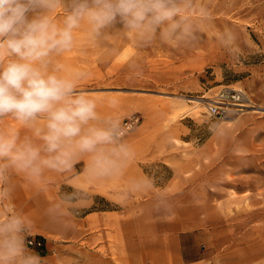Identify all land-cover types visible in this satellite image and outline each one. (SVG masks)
<instances>
[{
	"label": "rangeland",
	"instance_id": "374dc122",
	"mask_svg": "<svg viewBox=\"0 0 264 264\" xmlns=\"http://www.w3.org/2000/svg\"><path fill=\"white\" fill-rule=\"evenodd\" d=\"M51 15L62 25V7ZM189 15V42H146L121 27L94 37L85 22L72 49L53 58L102 119L138 120L124 137L135 158L120 174L95 177L89 154L39 184L9 173L12 203L33 224L27 247L42 264H264V0H192ZM227 32L234 51L221 39ZM222 90L242 98L210 115ZM44 123L0 117V131L41 146L34 129ZM144 176L154 187L133 191ZM81 189L87 202L66 227L59 210H73L66 197ZM168 202L171 211H156Z\"/></svg>",
	"mask_w": 264,
	"mask_h": 264
},
{
	"label": "clouds",
	"instance_id": "9594fccd",
	"mask_svg": "<svg viewBox=\"0 0 264 264\" xmlns=\"http://www.w3.org/2000/svg\"><path fill=\"white\" fill-rule=\"evenodd\" d=\"M60 7L65 12L62 25L51 15ZM191 8L192 0H0V117L11 116L29 128L40 118L45 121L43 128L34 129L41 146L21 140L16 130L0 131V264H42L27 247L33 224L12 203L10 172L39 184L46 171H69L78 156L89 154L92 175L108 178L135 158L124 140L130 126L117 117L102 119L96 100L78 91L76 80L59 75L62 65L53 58L72 49L74 30L85 22L94 37L106 28L121 27L146 42L157 36L166 42L195 40ZM200 14L201 19L211 15L203 7ZM221 39L236 49L234 34L227 32ZM83 76L77 73L76 79ZM153 187V179L144 176L132 190ZM87 197L82 189L67 195L73 210H59L69 218L66 227ZM156 211L169 212L171 205L157 204Z\"/></svg>",
	"mask_w": 264,
	"mask_h": 264
},
{
	"label": "built area",
	"instance_id": "2783aa9c",
	"mask_svg": "<svg viewBox=\"0 0 264 264\" xmlns=\"http://www.w3.org/2000/svg\"><path fill=\"white\" fill-rule=\"evenodd\" d=\"M241 98L242 94L238 90H222L218 93L214 103L209 104L208 112L213 116H222L228 110L232 102H238L239 100H241ZM137 120L138 118L133 115L124 120L123 123L131 127ZM28 244L40 245L41 241L31 237L28 240Z\"/></svg>",
	"mask_w": 264,
	"mask_h": 264
},
{
	"label": "crops",
	"instance_id": "0c3cea01",
	"mask_svg": "<svg viewBox=\"0 0 264 264\" xmlns=\"http://www.w3.org/2000/svg\"><path fill=\"white\" fill-rule=\"evenodd\" d=\"M44 248H41V249H39V252H40V250H43Z\"/></svg>",
	"mask_w": 264,
	"mask_h": 264
},
{
	"label": "bare ground",
	"instance_id": "6f19581e",
	"mask_svg": "<svg viewBox=\"0 0 264 264\" xmlns=\"http://www.w3.org/2000/svg\"><path fill=\"white\" fill-rule=\"evenodd\" d=\"M249 102V101H248ZM241 105H243V104H241Z\"/></svg>",
	"mask_w": 264,
	"mask_h": 264
}]
</instances>
